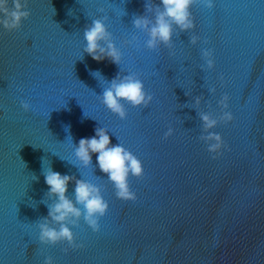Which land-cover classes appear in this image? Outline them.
<instances>
[{
	"label": "water",
	"instance_id": "obj_1",
	"mask_svg": "<svg viewBox=\"0 0 264 264\" xmlns=\"http://www.w3.org/2000/svg\"><path fill=\"white\" fill-rule=\"evenodd\" d=\"M145 2L27 0L31 15L19 30L0 26V264H44L47 256L53 264H264V0L197 4L195 29H177L173 47L156 50L132 24L134 15L153 18ZM104 16L122 53L119 66L83 51L84 28ZM192 35L200 38L195 45ZM204 48L213 50L211 70ZM118 73L137 74L153 96L147 108L125 103L124 120L99 98ZM224 94L234 119L211 130L227 146L213 159L199 138L198 113L219 116ZM21 100L31 104L28 112ZM64 125L77 146L103 127L112 146L141 160L143 177H129L135 201L116 197L98 154L92 166L79 164ZM49 167L100 186L109 204L98 232L83 219L70 225L83 247L39 242L36 225L54 200L45 197ZM74 189L70 181L72 199Z\"/></svg>",
	"mask_w": 264,
	"mask_h": 264
},
{
	"label": "clouds",
	"instance_id": "obj_2",
	"mask_svg": "<svg viewBox=\"0 0 264 264\" xmlns=\"http://www.w3.org/2000/svg\"><path fill=\"white\" fill-rule=\"evenodd\" d=\"M197 4H202L208 9L214 7L213 0H160L159 4H150L146 0L145 12L151 13L153 18H149L145 14L134 15L132 24L135 29L147 34L146 47L148 49L156 50L160 45L171 49L173 47L172 38L177 29L179 32H190L195 29L191 8ZM100 11L103 12L104 9L101 8ZM30 15L31 12L27 10V0H24L23 3L21 0H12L11 8L9 0H0V26L6 31L19 30L22 27V21L28 19ZM106 19V16L93 19L91 24L84 28L83 37L86 46L83 51L97 62L107 58L119 66L122 53L113 42L112 34L105 24ZM135 39L133 37L132 41H126V43L131 44ZM199 39L198 36L192 35L190 43L195 45ZM201 55L206 68L213 69L215 67L213 50L204 48L201 50ZM90 74L95 78L96 74L102 76L99 71ZM220 79L222 81L223 77L221 76ZM106 81L109 86L103 89L99 98L101 103L121 120L127 118L125 103L133 107L147 108L153 100V96L145 91L144 83L135 73L127 75L118 73L110 82ZM215 91V87L209 89L211 93H215ZM201 101L202 97L197 96L193 107L197 108ZM228 101L227 94H224L218 101L221 113L217 117L202 111L198 113L204 133L199 138L207 144V151L214 154L213 159L222 154V148L227 147L222 136L211 130L216 128L219 123L227 124L234 119L232 113L227 111ZM20 106L25 112L31 109V104L26 100H21ZM64 131L68 133L67 136H70L75 158L81 166L84 168L92 166V154H98L99 169L107 175L108 181L114 186L116 197L123 201L137 199L135 192L130 188L129 177H143L144 168L140 159L120 143L112 146L108 130L103 127H97L94 136L81 138L78 146L73 142L70 125H64ZM171 135H173V129L169 127L164 138L167 139ZM72 165L78 168L76 164ZM42 174L48 186L45 197L54 198V200L51 204L44 203L48 207V215L39 219L36 225L39 229V242L53 246L67 242L70 248L83 247L82 244H76V237L70 225L79 227L80 221L83 219L93 232L100 230L99 220L106 215L109 209V204L102 195L101 187L85 179H76L73 175H62L51 167L46 172L42 170ZM36 179L35 176L34 180ZM70 181L75 182L74 199L67 195ZM43 201L44 199L41 202L43 203ZM68 250L65 248L64 252L67 253ZM44 264H53L52 257H45Z\"/></svg>",
	"mask_w": 264,
	"mask_h": 264
}]
</instances>
